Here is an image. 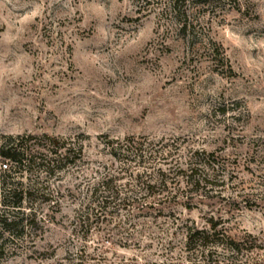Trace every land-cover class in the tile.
I'll use <instances>...</instances> for the list:
<instances>
[{
    "label": "rangeland",
    "instance_id": "374dc122",
    "mask_svg": "<svg viewBox=\"0 0 264 264\" xmlns=\"http://www.w3.org/2000/svg\"><path fill=\"white\" fill-rule=\"evenodd\" d=\"M168 5L0 0V136L82 146L39 176L20 235L0 229V264H185L182 229L210 217L256 239L234 264H264V0ZM127 137L170 149L163 169L196 152L209 183L176 182L172 166L171 201L149 207L161 192H129L126 174L114 185L137 201L101 203V179L121 173L109 142Z\"/></svg>",
    "mask_w": 264,
    "mask_h": 264
},
{
    "label": "trees",
    "instance_id": "16d2710c",
    "mask_svg": "<svg viewBox=\"0 0 264 264\" xmlns=\"http://www.w3.org/2000/svg\"><path fill=\"white\" fill-rule=\"evenodd\" d=\"M178 2L179 0H169L168 5L170 11L176 16L181 14L178 12ZM182 13L185 14V12ZM109 143V152L120 158L118 172L121 173L108 174L101 179L100 186L103 189L102 195L99 197L101 203L107 200L121 203L137 201L136 198L120 197V190L114 185L120 176L126 174L132 176L131 184L127 182L129 192H143L144 196L148 197L153 194L154 190L161 192L160 197L151 195V200L155 202L152 201L153 204L150 203L149 207L154 206V203H169L171 201L173 196L169 197L172 191H170L171 181H168V175L173 171V174L177 176L176 182L184 178L186 186H190L192 189L203 187L209 183L210 176L206 173L207 165L197 159L196 152L190 153L185 162L186 168L175 161L172 171V166L163 169L165 164L169 165L167 156L171 153L170 149L163 151L161 150L163 146L155 148L152 142L145 139L138 140L134 137H127L124 141L111 140ZM75 144L76 147H72ZM80 156H82L81 144L75 143L71 139L46 134L41 136L31 134L0 136V206L2 207L0 229L2 232L13 234V231L16 230L20 235L23 229V220L19 217V213L24 209L25 199L37 191L39 176L41 174L54 175ZM130 162H133V165ZM96 191L97 188L94 193L95 199ZM177 228L180 229V225H177ZM182 233L183 252L178 254V259L185 264H204L206 262L208 264H234L235 260L246 257V253L256 247L254 237L246 235L234 239L226 233L221 219L211 217L201 227L194 224L185 225ZM171 247L172 243L169 241L164 255L168 261L173 263L177 258L172 257Z\"/></svg>",
    "mask_w": 264,
    "mask_h": 264
}]
</instances>
